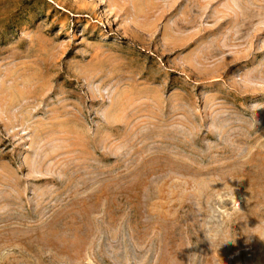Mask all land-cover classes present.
<instances>
[{
  "label": "rangeland",
  "instance_id": "obj_1",
  "mask_svg": "<svg viewBox=\"0 0 264 264\" xmlns=\"http://www.w3.org/2000/svg\"><path fill=\"white\" fill-rule=\"evenodd\" d=\"M196 1L0 0V264H264V0Z\"/></svg>",
  "mask_w": 264,
  "mask_h": 264
},
{
  "label": "crops",
  "instance_id": "obj_2",
  "mask_svg": "<svg viewBox=\"0 0 264 264\" xmlns=\"http://www.w3.org/2000/svg\"><path fill=\"white\" fill-rule=\"evenodd\" d=\"M196 2H198V4L195 5V8L199 9L202 12H207V10H208L207 6L209 4H216L217 6L219 5L218 3L213 2V0H199ZM218 10L221 11V9H219V8H218Z\"/></svg>",
  "mask_w": 264,
  "mask_h": 264
}]
</instances>
